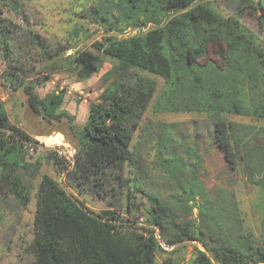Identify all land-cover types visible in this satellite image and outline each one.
I'll use <instances>...</instances> for the list:
<instances>
[{"label":"trees","instance_id":"trees-1","mask_svg":"<svg viewBox=\"0 0 264 264\" xmlns=\"http://www.w3.org/2000/svg\"><path fill=\"white\" fill-rule=\"evenodd\" d=\"M95 3L99 25L119 24L122 33L128 27H151L133 36H107L93 43V51L65 57L68 47L59 44L51 50L45 37L23 31L28 45L44 57L42 71L49 75L66 69L87 81L100 72L104 58L114 64L106 73L108 84L99 104L90 106L88 120L78 126L76 116L62 110L65 91L40 97L42 84L29 78L39 72H34L35 65L28 67L21 61L14 42L20 28L1 17L10 5L0 1V55L5 62L21 64L1 73L2 89L10 95L23 93L27 106L45 121H66L73 135L68 141L75 150L72 163L52 151L32 161L31 152L42 145L11 122L6 102L0 101V200L3 195L12 197L26 209L34 187L24 174L37 176L42 161L54 165L65 174L69 186L80 192L103 198L111 186L112 197H125L123 211L111 204L112 208L95 212L80 206L56 179L42 175L36 196L33 264H157L158 254L167 255L163 264H184L190 246L191 264H264V1L242 0L236 16L212 0ZM248 7L254 10L257 32L239 21ZM129 72L134 77L127 82ZM149 76L164 80L165 104L177 106L170 111L215 119L211 141L223 152L228 167L243 169L248 182L260 191L261 201L256 204L263 214L259 235L237 207L235 227L221 220L218 203H212L198 182L197 147L192 149V174L182 191L188 209L183 218L130 175L137 160L130 124L136 125L157 90V82ZM176 98L181 99L179 105ZM228 115L251 123L229 121ZM58 133L69 138L64 130ZM195 208L197 219L192 218ZM192 242L202 244L205 251Z\"/></svg>","mask_w":264,"mask_h":264},{"label":"rangeland","instance_id":"rangeland-1","mask_svg":"<svg viewBox=\"0 0 264 264\" xmlns=\"http://www.w3.org/2000/svg\"><path fill=\"white\" fill-rule=\"evenodd\" d=\"M0 1L10 5L1 17L13 21L20 28L14 42L18 47L17 51L21 61L25 62V66L28 67L35 65L34 72H39V74H32L29 78L39 80V83L42 84V87L38 89L40 97H45L46 94L55 90L65 91L66 97L62 110L75 115L78 126H83L88 120L90 106L99 104V97L108 84L106 73L113 69L114 64L109 58H104L100 72L87 81H80L76 75L66 69L55 71L49 75V72L42 71V65L46 62L44 57L38 50L28 45V39L24 37L23 31L33 30L45 37L51 50H55L59 44L68 47L63 55L65 57L85 50L93 51V43L101 41L107 36H133L151 27L148 26L145 29L128 27L122 33L123 28L119 24L99 25L95 21L96 0ZM212 1L221 10L236 16L235 9L242 0ZM253 13L254 10L251 7L244 8L239 21L252 31L257 32V20ZM110 28L117 29L113 32ZM17 64L21 65L20 62H5L0 55V75L8 67ZM125 77L129 82L134 77V72L125 74ZM149 77L157 82V90L146 103L141 117L136 119V125L130 124L133 133L132 149L137 154V160L131 167L130 175L136 177L147 192L153 196H159L168 204L178 218H183L188 215V209L182 191L192 174L191 169L194 164L192 149L197 147L201 160L197 174L198 182L203 185L212 203L214 205L218 203L217 209L221 220L223 218V221L227 222L229 226L235 227L237 207L238 211L245 215L247 224L259 235L263 214L260 209L256 208V204L261 201L260 191L248 182L243 169L233 171L228 167L223 152L211 141L215 119L195 112L170 111L177 109L175 108L177 106L165 104L167 98L163 96L164 80L156 76ZM0 101L6 102L11 122L42 145L38 151L31 152L32 161L52 151L57 152L64 162L72 163L75 150L68 140H73V135L67 128L66 121L62 123L45 121L27 106L23 93L10 95L2 89L1 85ZM174 101L178 105L181 103L180 98H176ZM181 107L178 106V109ZM228 119L234 122L251 123L249 119L240 116L228 115ZM63 130L68 133L69 138L58 133ZM50 133V136H46ZM44 174L50 175L61 183L80 206L84 204L85 207L95 212L112 208L111 204H115L117 210L120 211L125 208L124 195L118 194L117 197H112L113 187H107L108 193L109 191L110 193L103 198L93 195L90 191L80 192L69 186L65 174H60L54 165L42 161L37 176L24 174L25 180L32 183L34 187L31 203L26 209H22L12 197L1 196L0 264L34 263L35 254L32 249V241L34 239L36 196L40 177ZM112 185L116 186V182H112ZM116 190H119L118 186ZM140 200L147 203L146 199L140 198ZM197 216L198 209L195 208L192 218L197 219ZM192 244L205 251L202 244L198 242H192ZM192 253L193 246H190L184 264H191L189 260ZM157 257V264H163L167 255L158 254Z\"/></svg>","mask_w":264,"mask_h":264}]
</instances>
